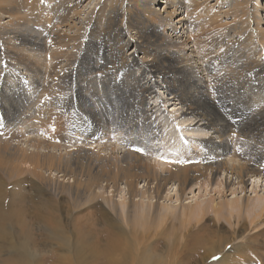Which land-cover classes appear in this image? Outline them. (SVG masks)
I'll list each match as a JSON object with an SVG mask.
<instances>
[{
  "label": "rangeland",
  "instance_id": "obj_1",
  "mask_svg": "<svg viewBox=\"0 0 264 264\" xmlns=\"http://www.w3.org/2000/svg\"><path fill=\"white\" fill-rule=\"evenodd\" d=\"M45 1L47 2L40 5L44 12L46 7L51 10L56 3L54 0ZM191 1L154 0L152 6L146 7L145 0H58L62 4L67 2L71 7L78 2L75 13L71 12L67 22L62 21L61 25L56 24L61 21L59 19L63 13L61 9L49 14L50 18L56 21L55 24L48 18L41 21L46 24H41L37 21L36 12L32 11L31 3L25 5L21 0H0V264H215L222 254L203 263L205 248H211V244H201L198 251L192 246L193 234L204 236L208 230L213 233L210 236L212 240L221 241L218 242L215 251L220 248L218 251L230 252L231 245L246 246L243 254L239 252L234 255L232 261H235V264H264V213L258 208L253 211L243 210L241 218L238 219L237 211L231 206L226 207L235 202L247 206L254 200L262 201L264 204V175L247 178L244 189L230 176L220 174L210 184L191 185L183 196L178 194L176 187L169 185L158 196L153 192L155 183H150L147 187V184L141 181L136 187L138 194L135 198L129 196L124 183L120 184L117 190L104 186L105 189L97 190L96 198H91L90 194L84 196L80 193L76 196L70 191H63L61 184L64 179L62 174L57 172L45 171V180L25 170L19 173L12 172L16 163L12 162L14 159L11 148L14 149V145L19 144L24 138L35 137L41 144L53 141L52 143L64 145L65 148L66 145L73 146L74 141L70 143L71 140L65 141L54 136L57 140L51 139L50 130L44 129L47 124L45 105L49 102V96L54 93L65 97L70 92L64 73L69 65L65 66V63L77 61L81 67L87 68L96 63L99 46L105 43L111 48H115L116 45L123 48L121 54L124 58L136 57L133 73L142 74L143 67L150 59L136 49V44L140 41L139 34L124 19L125 16L131 15L125 14V8L129 7L127 3H133L134 7L126 9L133 16L136 14L142 16L149 12L155 19L159 17L161 19L159 23H163L160 25L161 28L165 25L164 22L166 24L169 22L168 17L171 15L169 12L176 10L174 19H181V30L192 34L190 41L191 38L194 41L199 37L200 43L203 38H200L203 36L201 34L205 31L206 35V32L212 30L213 22L210 23V19L217 17L216 22L220 21L226 27L225 42L228 40L234 42L236 35L232 8L237 2L244 0H193L194 3ZM248 1L250 9L255 0ZM259 2L261 8H258L256 16H261L264 29V0ZM151 7L154 8L153 11L149 9ZM5 15L13 18L14 23L6 28L17 32L5 34L3 29L8 21ZM122 18L125 21L121 20ZM186 21H191V29H186L188 28ZM251 25L253 26V23ZM160 27L157 24V28L161 30ZM167 30L177 42L185 41L189 37L185 35L184 39L183 37L178 39L169 27ZM50 31L65 33L71 37L78 35L79 40L75 46L74 42L59 39L62 43L57 44L58 52L54 54L53 50L56 47L54 45L42 51L33 50L29 42H21L17 38L19 32L29 34L30 37L41 32L45 43L49 44ZM222 40L221 45L214 49L216 56L210 57V61L213 62L212 69L219 74L227 69L223 56L219 57L221 59L217 57L221 55L218 53L224 46ZM189 47L193 51L188 49L187 52L182 49L183 52L179 50L180 53L183 57L186 55L184 58L199 60L194 70L208 79L200 65L202 60L205 61L201 51L194 47V44ZM62 55L64 60L60 57ZM260 55L264 57V50L260 51ZM255 57L256 60L259 59L258 54ZM147 78H149L147 82L153 84L154 81H150L151 78L148 76L144 81ZM99 80L93 77L87 86H94L96 91L104 93L103 84ZM263 96V91L257 94L256 98L248 103L249 107L258 109L259 112L264 106ZM170 97L162 86L156 87L153 94L146 95L147 107L151 110L152 120L160 126V138L162 137L161 144H156L159 155L149 159L157 172H164L174 166H185L184 157L195 152L204 156L206 149L202 144L211 135L210 130L202 126L201 122L189 115H183L185 109L175 105ZM230 102L227 101L219 116L222 123L225 119L236 116L240 124L250 125L262 117L254 110H252L255 112L254 115L250 116V112L246 115L242 112L240 115L242 107L236 102ZM61 105L62 103L58 107ZM63 109L61 106L60 111L63 112ZM75 115L80 123L87 120L77 112ZM107 116L112 117V114ZM169 133L174 140L169 138ZM115 134H108L107 140L111 139L110 144H115L117 155H123L126 152L125 146L118 143ZM66 136V133H63V137L69 140ZM229 140L231 143L234 142L233 137H229ZM257 140L256 151L260 158L264 159L262 156L264 136ZM243 149L251 150L247 146ZM64 151L62 148L60 153H65ZM254 151L250 155L253 156ZM225 180L229 186L225 184L220 186L219 184L222 181L225 183ZM197 205L203 206L206 211L201 220L194 219L191 215ZM230 210L234 211L232 216L228 213ZM252 217L256 219L255 224H250ZM238 221L241 225L247 223L248 228L234 236L233 231ZM201 226L209 229L197 233L196 229ZM236 237L239 239L232 242ZM244 237L245 241L241 239Z\"/></svg>",
  "mask_w": 264,
  "mask_h": 264
},
{
  "label": "bare ground",
  "instance_id": "obj_2",
  "mask_svg": "<svg viewBox=\"0 0 264 264\" xmlns=\"http://www.w3.org/2000/svg\"><path fill=\"white\" fill-rule=\"evenodd\" d=\"M21 1L24 4L31 3L32 11L36 12L37 21L39 22L43 19L46 21L48 18L51 19L52 24H55L56 21H53L49 14L61 9L63 12L62 17H59L61 21L56 23L61 25L63 24L62 21L67 22L69 14L71 12L75 13L78 6V2L71 7L67 2L62 4V2L54 0L56 3L51 7V10L46 7V12H44L40 5L42 2H47L45 0ZM153 1L145 0L144 4L149 7L148 5H153ZM194 1L191 2L194 3ZM179 3L181 2L179 1ZM259 3V0H255L250 9L248 8V0L237 2L233 6L232 14L235 18L233 23L236 35L234 42H229V40L225 42L227 37L224 29L226 27L220 21L219 23L216 22L217 17H214L210 19V23L213 22L212 25L210 24L212 30L206 32V35H204L205 31H202L201 43L198 42L199 37V40L194 37L195 40L192 41L193 38H191L190 41L189 38L192 34L181 30V19H174L177 14L176 10L169 12L171 14L168 17L170 20L167 24L164 22L165 25L161 28L160 25L163 23H159L161 21L159 17L155 19L149 12L144 15L141 14L142 16L139 14L133 16L130 11L126 10L131 8L133 3H127L129 7L125 8V14L129 13L132 16H125L124 19L139 34L140 41L136 44V49L143 52L150 59L143 67L142 74L133 73L132 69H134L136 57L133 59L124 58L121 54L123 48L118 45L111 48L103 43L104 46H99L100 50L98 49L96 63L87 68L85 66L81 67L77 64V61L70 64L65 60L67 62L65 66L69 65L64 73L70 92L65 97L54 93L49 96V102L45 105L47 106L45 111L47 124L44 129L50 130L51 139L57 140L58 137V139L62 138L65 141L71 140L70 143L74 141L73 146L66 145L65 148L63 144V146L57 143L54 144L53 141L41 144L39 143L40 140L35 137L31 139L30 137L24 138V140L19 141V144L16 142L14 149L11 148L12 159H14L12 162L13 164L16 163L12 172L19 173L25 170L39 176L42 180H45V171L57 172L62 174L64 179L61 184L63 191H70L73 194L75 193L76 196L80 193H83L84 196L90 194L91 198H96L98 196L97 190H103L104 186L117 190L118 186L123 183L128 189L129 196L135 198L138 194L136 187L141 181H144L147 187L150 183H155L153 192L158 196L168 185L176 187L178 194L183 196L191 185L210 184L220 174L226 177L230 176L238 186L244 189L247 178L264 175V159L260 158L258 151H256L258 149L257 139L264 136V106L258 112V109H252L248 104L256 98L257 94L264 92V57L260 55V51L264 50V29L262 28L261 16H256L258 8H261ZM47 6H49V3H47ZM197 6L196 4V8ZM149 9L153 11L154 8ZM6 19L8 21L5 23V29H3L5 34L7 32H17L14 29L9 30L6 28L14 24L13 18L6 17ZM186 22L185 24L188 25L186 29H191V21ZM41 24L46 23L41 22ZM157 24L161 30L157 28ZM168 27L177 35L178 39H182V37L184 39L185 35L189 37L185 41L177 42L168 34ZM40 33L30 37L29 34L19 32L17 38L21 42H29L33 46V50L42 51V49H50L54 45L56 46L53 50L54 54L58 52L57 44L61 45L62 43L59 42V39L66 40L69 43L74 42L75 46L77 40H79L78 35L71 37L65 33L50 31L49 44H46L43 34ZM221 40L224 46L220 48L218 54L221 55H217V57L223 56V59H225L223 62L227 65V69L219 74L212 69L213 62L210 61V57L216 56L214 49L221 45ZM191 44H194V47L196 46L201 51L205 59V61L202 60L200 65L208 79L203 78L198 71L194 70L196 68L195 64L199 60L191 57L184 58L186 55L183 57L180 53V51L183 52L182 49L188 52V49H191L189 47ZM210 48L212 51H210ZM257 54L259 55L258 60L255 57ZM63 56H60L62 60H64ZM219 62L221 63V60ZM145 74L151 78L150 81H154L153 84L147 82L149 78L144 81L147 77ZM93 77L100 79L99 82L101 81L103 84L104 93L96 91L94 86H87ZM158 86H162L167 90V93L171 96L170 100L175 105L185 109L183 115H189L201 122L200 124L209 129L211 134L210 138L203 141L202 144L206 149L204 156L195 152L184 157L185 166H174L164 172H157L149 161L150 157H157L159 150L156 144H161L162 137L160 138V126L155 123V120H152L151 110L147 107L146 95L153 94ZM227 101H231L230 103L236 102L242 107L240 108L241 114H237L242 115V112H244L246 115L250 112L251 116L257 112L262 117L257 118L250 125L240 124V120L236 116H231L232 118H227L222 123L219 116L226 107ZM61 103V106L64 107L63 112L60 111L61 106L58 107ZM75 112L87 120L80 123ZM109 114H112V117L107 116ZM88 120L90 124H88ZM236 126L238 128L234 129ZM63 133H66L69 140L63 137ZM113 133H116L118 143L125 146L126 152L123 155H117L115 144H110L111 139L107 140L108 134ZM229 137H233V143L230 142ZM169 138L173 139L170 133ZM246 146L251 150L247 149L245 151L243 147ZM62 148L65 149V153H60ZM165 148L168 150L167 147ZM253 150L255 151L252 156L250 154ZM262 150L264 151V148ZM66 179L68 180L65 182ZM69 180H72V182H69ZM224 184L228 185V182L225 180V183L222 181L219 185L224 186ZM230 206L237 211L238 219L241 218L240 214L243 210L253 211L258 208L264 213V204L259 200H254L247 206L239 202L226 205V207ZM205 212L203 206L197 205L191 215L194 219L201 220ZM233 212L230 210L228 213L232 216ZM106 214L108 213L106 212ZM258 216H260V213ZM253 217L250 224L256 222ZM235 227L234 236L238 232L244 231V228H248V225L247 223L241 225V222L238 221ZM208 229L201 226L196 230L199 233ZM212 235L213 233L208 230V233L204 236H198L195 233L192 236L194 239L192 246L196 251L204 243H209L212 246L211 248H205L203 263L218 254H222L220 260L215 264H228L229 262L235 264L236 262L232 261L234 255L239 252L243 254L246 251V246L243 244L231 245L232 250L230 252L218 251L220 248L215 251L218 242L221 241L212 240L210 238ZM237 239L239 238H234L232 242ZM241 239L245 241L246 237Z\"/></svg>",
  "mask_w": 264,
  "mask_h": 264
},
{
  "label": "snow or ice",
  "instance_id": "obj_3",
  "mask_svg": "<svg viewBox=\"0 0 264 264\" xmlns=\"http://www.w3.org/2000/svg\"><path fill=\"white\" fill-rule=\"evenodd\" d=\"M137 151H139V149H137Z\"/></svg>",
  "mask_w": 264,
  "mask_h": 264
}]
</instances>
